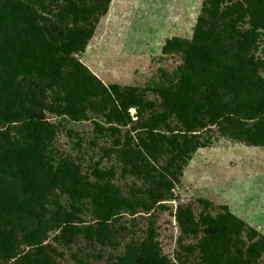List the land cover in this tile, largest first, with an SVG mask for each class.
I'll return each instance as SVG.
<instances>
[{"label": "rangeland", "instance_id": "374dc122", "mask_svg": "<svg viewBox=\"0 0 264 264\" xmlns=\"http://www.w3.org/2000/svg\"><path fill=\"white\" fill-rule=\"evenodd\" d=\"M206 2L0 0V31L16 19V38L35 21L45 36L80 29L85 42L72 56L105 88L86 96L77 90L82 97H75L71 107L80 112L75 121L62 86L17 73L0 60V81L12 76L14 88L36 92L23 100L30 110L19 107L18 116L7 110L9 96L0 97V109L7 112L0 119V232L11 230L16 245L0 255V264H23L21 257L27 254L31 264L35 259L53 264H206L205 245L210 255L239 259L234 264H264V146L228 138L210 125L192 133L199 141L208 139L206 146L180 156L164 147L160 135L179 139L191 133L173 114L166 121L169 129L154 122L163 111L158 90L175 83L183 62L180 50L162 52V47L170 39L192 40L198 18L209 17L204 15V7L211 6ZM260 32L255 55L264 59V29ZM2 84L12 95L11 87ZM130 92L152 107L140 115L131 108L128 117L117 119L119 102ZM32 120L51 126L53 135L32 138ZM39 141L40 155L33 162L21 157L22 148ZM64 163L77 170L76 177L59 172ZM102 190L126 198L129 205L99 210L93 196ZM14 201L22 212L14 209ZM185 208L191 210L193 224L181 223L178 212ZM201 213H229L244 223L228 251L226 246L222 250L225 240L216 247L199 245L208 234L199 223ZM27 229L41 231L33 243L23 239ZM254 245L258 249H250ZM207 264L213 263L207 258Z\"/></svg>", "mask_w": 264, "mask_h": 264}, {"label": "trees", "instance_id": "16d2710c", "mask_svg": "<svg viewBox=\"0 0 264 264\" xmlns=\"http://www.w3.org/2000/svg\"><path fill=\"white\" fill-rule=\"evenodd\" d=\"M225 1L229 3H224ZM207 3L211 6L204 7V15L209 17L198 18L190 42L170 39L162 47V52L180 50L183 62L177 68L178 76L175 83L173 81L168 87L158 90L163 111L162 114L154 117V122L169 129L166 121L173 114L183 124L186 133L192 134L200 129L202 131L207 126L215 125L221 135L247 145L264 146V77L262 75L264 59L255 55L261 36L260 31L264 29V0H207ZM220 4L224 7L219 12ZM13 24L8 30L0 31V60L4 63L8 61L17 73L34 77L39 82L52 79L58 86H62L66 108L71 110L72 119L77 121L80 112L71 108L77 102L74 98L82 97L77 90L84 92L83 96L99 89L105 91L101 83L72 56L73 52L81 50L85 42L83 32L73 28V30L69 29V33L60 35L48 33L45 36L42 28L35 21L21 37L16 38ZM242 25L247 27L243 28ZM65 67H69V70L64 71ZM15 82L12 76L2 79L0 97L9 96L7 110L12 109L9 113L18 116L19 107L30 110L26 108L23 100L29 95L35 96L36 92L14 88ZM2 83L11 87L12 95ZM111 89L116 93V87ZM57 101H61L59 97ZM119 106L122 114L117 115V119L128 117L131 108L140 115L145 108L152 107V104L149 105L139 94L130 92L128 97L120 100ZM4 117H7L5 108L0 109V119ZM32 121L33 133H36L32 138L38 140L53 135L51 126L43 125L36 120ZM95 127L102 131L101 125L96 123ZM191 134H184L179 139L175 134L170 137L164 134L160 136L168 151H176L182 156L192 153L198 147H205L208 143V139L199 141L196 134ZM40 142L42 141L37 144L29 143L22 148L21 157L33 162L40 155L37 148ZM161 150H163L162 146ZM25 161L22 164H25ZM21 166L24 168L23 165ZM59 172L64 176H77V170L66 163L59 168ZM38 188L39 184L34 186L33 190L36 191ZM14 202V209L18 208L22 212L23 206L19 202ZM93 202L99 210L106 213L129 205L126 198L108 195L103 193V190L93 196ZM204 203L207 205V202ZM178 215L181 223L193 224V214L189 208L179 211ZM199 223L208 229V234L199 245L208 242L216 247L225 240L227 243L225 242L222 250H225L226 246V251L228 246L231 247L232 237L239 236L244 226L242 221L229 213L215 217L209 213H201ZM69 230L72 229L68 228L64 233L68 235ZM39 232L41 231L33 233L27 229L23 239L33 243L38 238ZM15 246V235L12 231H1L0 255L12 252ZM250 249L256 250L258 247L254 245ZM202 253L207 256L206 264L207 258L213 264H234L239 261L237 258L231 259L229 254L210 255L206 245ZM238 254L241 255V251H238ZM29 258L28 254L24 255L21 257V263L31 264ZM161 260L165 262L164 258ZM32 264L53 263L46 259H35V263Z\"/></svg>", "mask_w": 264, "mask_h": 264}]
</instances>
